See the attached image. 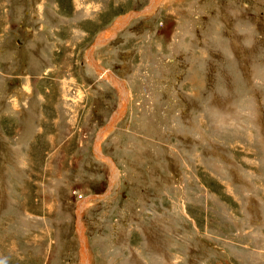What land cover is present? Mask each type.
I'll return each mask as SVG.
<instances>
[{"label": "rangeland", "instance_id": "rangeland-1", "mask_svg": "<svg viewBox=\"0 0 264 264\" xmlns=\"http://www.w3.org/2000/svg\"><path fill=\"white\" fill-rule=\"evenodd\" d=\"M154 1L0 0V264H264V0Z\"/></svg>", "mask_w": 264, "mask_h": 264}, {"label": "bare ground", "instance_id": "bare-ground-1", "mask_svg": "<svg viewBox=\"0 0 264 264\" xmlns=\"http://www.w3.org/2000/svg\"><path fill=\"white\" fill-rule=\"evenodd\" d=\"M153 1V3L155 4V1L154 0H152ZM102 73H104L105 75L107 74V72L106 71H104V70H102L101 71ZM111 79H113L110 75H108ZM121 84V83H120ZM122 89V88H121ZM124 92V94H126V92H125V90L124 89H122V93ZM121 93V94H122ZM123 96H125V95H123Z\"/></svg>", "mask_w": 264, "mask_h": 264}, {"label": "water", "instance_id": "water-1", "mask_svg": "<svg viewBox=\"0 0 264 264\" xmlns=\"http://www.w3.org/2000/svg\"><path fill=\"white\" fill-rule=\"evenodd\" d=\"M138 12H135L134 14H137ZM89 51V50H88ZM90 52V51H89ZM87 56L89 57L90 61H91V57H90V53H87ZM92 62V61H91ZM93 63V62H92ZM118 83H120V81H118Z\"/></svg>", "mask_w": 264, "mask_h": 264}]
</instances>
